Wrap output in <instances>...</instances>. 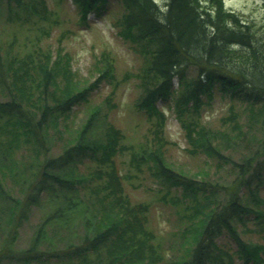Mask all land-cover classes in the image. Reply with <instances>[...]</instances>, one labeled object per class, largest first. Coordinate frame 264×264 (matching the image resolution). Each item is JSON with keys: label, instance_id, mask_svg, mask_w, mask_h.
Returning <instances> with one entry per match:
<instances>
[{"label": "trees", "instance_id": "trees-1", "mask_svg": "<svg viewBox=\"0 0 264 264\" xmlns=\"http://www.w3.org/2000/svg\"><path fill=\"white\" fill-rule=\"evenodd\" d=\"M105 1L72 0L82 22ZM119 2L123 7L118 18L121 32L146 55L138 74L141 93L135 106L147 118L156 119L150 143L154 147L140 144L133 155L138 163L151 162L147 168L160 184L180 189V198L174 197V202L186 200L183 208L189 222L181 231V255L166 260L162 245L147 225L149 205L132 202L124 192L111 158L125 148L119 144L120 131L110 123L105 127L98 124L105 128L104 141L101 136L91 137L93 131L98 132V115H104L98 114L97 105L88 108L72 142L61 153H50L49 130H57L80 102L89 104L90 90L110 74L111 66H97L99 78L86 82L76 77L62 52L52 59L50 51L38 47L24 55L5 49L0 56V90L7 97L0 99V233L9 224V236L2 239L0 264H227L222 257L227 253L217 244L224 232L237 242L236 251L245 261L261 262L264 244L242 242L234 222L245 224L254 219L260 224L264 218L257 193L264 171V135L261 139L255 136L250 155L231 160L236 175L230 186L224 187V197L216 198L215 184L186 175L163 158L164 116L156 104L171 98L189 151L223 157L219 143L212 139L220 135L229 145L228 138L245 136L232 107L222 119L226 126L220 130L205 126L195 116L201 106L210 103L216 90L225 98L242 102L250 126L260 119L264 105V17L260 23L248 20L227 8L223 0H166L163 6L156 0ZM40 3L44 11L43 0ZM32 8L41 13L36 5ZM175 81L176 90L172 89ZM105 104L110 105V101ZM257 128L260 133V123ZM19 148L25 152L17 154ZM96 154L106 169L78 170L84 156ZM92 174L102 182L88 183ZM6 179L13 187L6 185ZM46 200L48 209L30 245L11 252L16 234L11 230L27 219L32 206ZM66 227L69 232L63 239L60 235Z\"/></svg>", "mask_w": 264, "mask_h": 264}, {"label": "rangeland", "instance_id": "rangeland-1", "mask_svg": "<svg viewBox=\"0 0 264 264\" xmlns=\"http://www.w3.org/2000/svg\"><path fill=\"white\" fill-rule=\"evenodd\" d=\"M165 1L156 0L161 6ZM43 2L44 11L40 0H18V2L0 0L1 57L4 56L5 49L24 55L39 47L46 52L50 51L52 59L58 56L60 51L70 61V67L76 77L85 79L86 82H93L99 78L97 66L101 68L108 63L111 66L110 74L106 78H101L97 86L90 90L89 104L80 102L74 107L70 118L60 121L57 130L55 128L49 130L52 143L50 153L57 155L72 142L74 131L81 130L80 124L88 116V108L97 105L98 114L104 113V115L102 114L101 117L98 115L96 127L98 132L93 131L91 137L94 140L101 136V140L104 141L103 127L108 125L107 123L120 131L119 144L125 148L117 150L111 158L121 177L124 192L132 202H145L149 205L147 225L162 245L166 260L179 257L183 239L181 231L189 222L185 215L187 211L183 208L186 200L179 202L178 199L179 201L174 202V197L180 198V189L166 188L160 184L151 176L147 168L151 162L138 163L139 160L136 161L133 155V152L140 150V144H148L149 148L154 147L150 143L154 141L153 128L156 119L147 118L145 112L135 106L141 93L139 85L141 77L138 74L146 62V55L130 36L121 32L122 27L118 24V18L123 10L121 3L119 0H106L97 12H90L86 22H82L72 0H43ZM223 4L256 23H260L264 17L263 0H223ZM33 5L41 8V13L34 11ZM62 85L63 81L59 78V88ZM177 87L175 81L172 89L176 90ZM0 99H7L1 90ZM107 100L110 101V105L105 104ZM156 105L164 116L165 145L162 147V152L165 161L197 180L211 181L215 184L216 198L224 197V187H229L236 175L231 160L240 161L250 155L254 149L255 136L260 135L261 139L264 135V123H262L264 105L263 114L252 126L242 102L238 99L225 98L216 90L210 103L201 106L198 117L195 118L205 126L217 130L225 127L226 122L222 119L229 114V106H231L240 129L245 131V139L228 138L229 145L225 144L227 139L220 135L212 139L213 143H219L223 157L209 155L203 151H189L190 146L184 135L185 131L176 116L171 98L159 100ZM259 123L260 133L255 131ZM232 134L234 135L235 132ZM23 152H25L23 148L17 149V154ZM140 155L139 151L136 157L139 158ZM262 157L260 154V160ZM96 158L97 154L84 156L82 162L78 163V170L87 173L99 167L106 169L105 164ZM262 167L264 170V166ZM102 180L92 174L88 178V183L95 185ZM5 183L13 187L10 181L7 180ZM167 190L169 191L166 193ZM257 190L262 200L261 212L264 213V171L260 173ZM244 191L246 192L245 189ZM12 193L21 196L17 190H12ZM48 206V200L43 201L39 206H32L27 219L23 220L16 229L11 230L16 232L15 240L10 246L11 252L16 253L30 245ZM260 221V224L254 219L247 220L245 224L235 221L234 226L239 239L244 243L264 244V228H262L264 218ZM8 229L9 224L0 233V248L4 235L7 238L9 236ZM68 232L66 227L60 236L64 239ZM217 244L227 253L222 256L227 264H264V253H261V262L245 261L236 251L237 242L226 232L217 238ZM161 263L162 261L159 262Z\"/></svg>", "mask_w": 264, "mask_h": 264}]
</instances>
